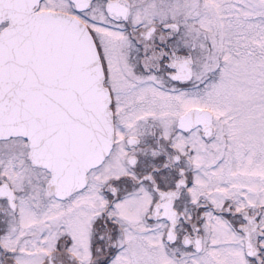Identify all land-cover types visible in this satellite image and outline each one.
<instances>
[{
	"label": "snow or ice",
	"instance_id": "obj_1",
	"mask_svg": "<svg viewBox=\"0 0 264 264\" xmlns=\"http://www.w3.org/2000/svg\"><path fill=\"white\" fill-rule=\"evenodd\" d=\"M0 264H264V0H0Z\"/></svg>",
	"mask_w": 264,
	"mask_h": 264
}]
</instances>
